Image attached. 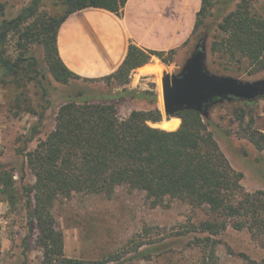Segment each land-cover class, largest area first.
Masks as SVG:
<instances>
[{
    "label": "rangeland",
    "instance_id": "rangeland-1",
    "mask_svg": "<svg viewBox=\"0 0 264 264\" xmlns=\"http://www.w3.org/2000/svg\"><path fill=\"white\" fill-rule=\"evenodd\" d=\"M241 5L264 18V0H211L189 42L173 52L167 64L151 58L125 78H72L61 84L45 63L41 34L47 18L63 16L65 0H37L35 6L32 0H0V26L11 23L0 28V54L13 67L6 71L0 65V176H13V187L0 194L6 203L0 209V264H40L44 258L39 231L31 218L35 178L25 155L53 130L56 113L65 102L111 99L121 119L133 111L157 109L160 122L168 120L173 113L163 110L162 80L179 76L198 50L205 54V70L210 75L264 85V70L253 73L230 67L210 52L212 43L224 36L223 20ZM149 65L161 68L144 71ZM123 90L132 93L119 99ZM143 91L155 95L154 100L139 97ZM200 114L232 169L242 175L243 191L264 193V95L252 101L215 99ZM160 122L148 125L161 129ZM50 218L52 227L62 234L63 255L68 259L100 264L264 262V249L246 229L238 231L228 225L217 235L202 231L201 223L216 220L207 207L198 209L169 199L155 203L145 193L126 186L117 187L109 198L94 193L58 194Z\"/></svg>",
    "mask_w": 264,
    "mask_h": 264
},
{
    "label": "trees",
    "instance_id": "trees-1",
    "mask_svg": "<svg viewBox=\"0 0 264 264\" xmlns=\"http://www.w3.org/2000/svg\"><path fill=\"white\" fill-rule=\"evenodd\" d=\"M125 1L65 0L67 9L63 16L49 17L43 22L44 60L57 82L67 84L72 78L79 79L57 55L56 34L64 19L88 7L118 13ZM210 1L202 0L195 31ZM32 2L33 6L37 4V0ZM9 24L3 22L0 28ZM220 28L224 36L212 43L213 56L230 67L253 73L264 70L262 16L241 5L223 20ZM172 53H146L130 46L121 67L108 77H128L152 56L167 64ZM0 65L6 71L13 70L1 54ZM144 68L151 72L150 65ZM131 93L123 90L119 99ZM139 97L154 100L155 95L143 91ZM103 101L65 102L56 113L53 130L33 152L25 155L27 167L35 178L31 188L35 204L31 218L36 222L38 244L44 253L40 264H100L64 257L62 234L50 223V209L58 194L94 193L109 198L119 186L143 192L159 204L169 199L198 209L205 206L216 220L201 223L202 231L217 235L228 225L238 231L246 229L264 249V193L243 191L242 175L232 169L200 113L181 110L160 122V113L154 109L133 111L121 119L111 99ZM149 122H160L161 129L149 126ZM0 182V194H5L7 188L13 187V176L4 173Z\"/></svg>",
    "mask_w": 264,
    "mask_h": 264
},
{
    "label": "crops",
    "instance_id": "crops-1",
    "mask_svg": "<svg viewBox=\"0 0 264 264\" xmlns=\"http://www.w3.org/2000/svg\"><path fill=\"white\" fill-rule=\"evenodd\" d=\"M201 5L202 0H126L118 13L93 7L75 11L57 31V55L81 80L106 78L121 67L130 46L161 54L183 49ZM159 68L150 65L151 72Z\"/></svg>",
    "mask_w": 264,
    "mask_h": 264
},
{
    "label": "water",
    "instance_id": "water-1",
    "mask_svg": "<svg viewBox=\"0 0 264 264\" xmlns=\"http://www.w3.org/2000/svg\"><path fill=\"white\" fill-rule=\"evenodd\" d=\"M205 54L196 51L179 76L162 80L165 113L194 110L205 114L206 105L215 99L234 98L252 101L264 95V85L246 84L229 77L210 75L205 70Z\"/></svg>",
    "mask_w": 264,
    "mask_h": 264
},
{
    "label": "bare ground",
    "instance_id": "bare-ground-1",
    "mask_svg": "<svg viewBox=\"0 0 264 264\" xmlns=\"http://www.w3.org/2000/svg\"><path fill=\"white\" fill-rule=\"evenodd\" d=\"M161 100H162V96H161ZM162 105H163V102H162Z\"/></svg>",
    "mask_w": 264,
    "mask_h": 264
}]
</instances>
